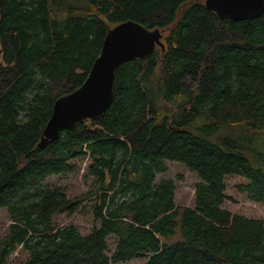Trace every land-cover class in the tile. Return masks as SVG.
<instances>
[{
	"label": "trees",
	"instance_id": "trees-1",
	"mask_svg": "<svg viewBox=\"0 0 264 264\" xmlns=\"http://www.w3.org/2000/svg\"><path fill=\"white\" fill-rule=\"evenodd\" d=\"M126 20L158 29L162 46L117 67L103 114L40 145L55 100ZM84 157L91 192L44 182ZM167 161L199 177L191 206L175 203L173 178L155 183ZM229 175L264 204V11L237 20L204 0H0V264L18 248L20 264H264L263 221L222 207ZM92 195L88 234L53 224Z\"/></svg>",
	"mask_w": 264,
	"mask_h": 264
},
{
	"label": "water",
	"instance_id": "water-1",
	"mask_svg": "<svg viewBox=\"0 0 264 264\" xmlns=\"http://www.w3.org/2000/svg\"><path fill=\"white\" fill-rule=\"evenodd\" d=\"M204 3L219 16L237 20L254 18L264 11V0H204ZM156 45L162 46L158 29L149 30L132 20L110 28L83 83L55 100L40 145L55 140L60 130L70 128L79 120L103 114L113 98L112 83L117 67L127 60L150 54Z\"/></svg>",
	"mask_w": 264,
	"mask_h": 264
},
{
	"label": "rangeland",
	"instance_id": "rangeland-1",
	"mask_svg": "<svg viewBox=\"0 0 264 264\" xmlns=\"http://www.w3.org/2000/svg\"><path fill=\"white\" fill-rule=\"evenodd\" d=\"M72 162L77 169L65 175H53L45 179V183L52 187H61L68 196H76L86 194L95 189L96 183L93 176L87 173V167L90 161L87 157L74 159ZM165 178H173L175 180V203L177 205H192L194 197V186L200 181L197 174L189 170L181 163L174 161L166 162V171L158 173L155 178V183ZM225 194L227 199L222 207L229 210L231 213H237L249 218L261 219L264 223V204L250 201L245 193L239 192L237 185L247 183V180L229 175L224 179ZM96 195L89 196L79 207L72 213H60L53 217L55 226L73 225L82 235L90 232L94 224L93 207L96 201ZM9 224L8 214L5 208H0V236L6 233V228ZM108 251L111 252L115 246L116 238L110 235L107 239ZM28 254L25 250L18 248L11 254L7 264H20ZM146 258L133 259L127 263L119 264H145Z\"/></svg>",
	"mask_w": 264,
	"mask_h": 264
}]
</instances>
